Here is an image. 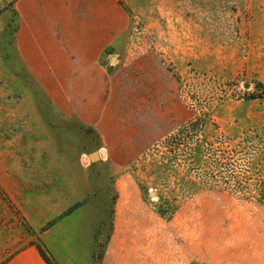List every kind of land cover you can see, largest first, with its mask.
I'll return each mask as SVG.
<instances>
[{"label":"rangeland","instance_id":"rangeland-1","mask_svg":"<svg viewBox=\"0 0 264 264\" xmlns=\"http://www.w3.org/2000/svg\"><path fill=\"white\" fill-rule=\"evenodd\" d=\"M29 2L0 0V264L29 248L103 264L129 224L176 264L191 250L203 260L207 244L264 257V0H118L124 80L102 124L122 123L106 137L60 116L22 63ZM246 226L257 236L241 242Z\"/></svg>","mask_w":264,"mask_h":264},{"label":"crops","instance_id":"crops-1","mask_svg":"<svg viewBox=\"0 0 264 264\" xmlns=\"http://www.w3.org/2000/svg\"><path fill=\"white\" fill-rule=\"evenodd\" d=\"M28 8L29 12L21 15L15 40L27 71L48 91L60 116L74 118L102 136L114 135L121 121L108 127L102 123L110 113L106 105L111 94L124 80L122 73L113 69L116 66L112 61L118 41L129 26L125 8L118 0H30ZM240 234L241 242L257 236L249 226L240 229ZM149 238V233L134 230L131 224L123 230L115 226L103 264H176L174 256L167 257L166 245L153 244L149 251ZM162 248L157 252L161 256H154ZM191 248L198 250L193 244ZM214 248V255L221 258L211 256ZM214 248L207 244L203 262L191 250L195 260L189 264H264L255 244H216ZM6 264L47 263L37 249L29 248Z\"/></svg>","mask_w":264,"mask_h":264},{"label":"trees","instance_id":"trees-1","mask_svg":"<svg viewBox=\"0 0 264 264\" xmlns=\"http://www.w3.org/2000/svg\"><path fill=\"white\" fill-rule=\"evenodd\" d=\"M256 87L258 89H261L263 91V93H264V86L261 83H257L256 84ZM191 126H192L193 129L196 130V129H198V127L200 126V124H199V122H197L195 124H192ZM40 254H41V257L45 260V262L47 264H52L51 261L47 257H45L42 253H40Z\"/></svg>","mask_w":264,"mask_h":264},{"label":"water","instance_id":"water-1","mask_svg":"<svg viewBox=\"0 0 264 264\" xmlns=\"http://www.w3.org/2000/svg\"><path fill=\"white\" fill-rule=\"evenodd\" d=\"M90 158H91L92 162L95 163L96 161L99 160L98 153H97V152L92 153V154L90 155ZM152 195H153V194H151V196H152Z\"/></svg>","mask_w":264,"mask_h":264}]
</instances>
